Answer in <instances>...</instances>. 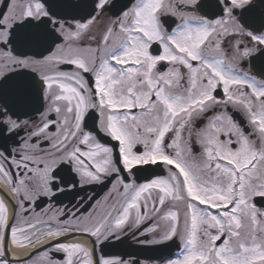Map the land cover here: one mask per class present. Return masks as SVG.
Here are the masks:
<instances>
[{"label":"snow or ice","instance_id":"obj_1","mask_svg":"<svg viewBox=\"0 0 264 264\" xmlns=\"http://www.w3.org/2000/svg\"><path fill=\"white\" fill-rule=\"evenodd\" d=\"M0 182V264H264V0H0Z\"/></svg>","mask_w":264,"mask_h":264},{"label":"flooded vegetation","instance_id":"obj_2","mask_svg":"<svg viewBox=\"0 0 264 264\" xmlns=\"http://www.w3.org/2000/svg\"><path fill=\"white\" fill-rule=\"evenodd\" d=\"M103 142V141H102ZM115 143V142H113ZM142 150V149H141ZM146 168L149 169H157L158 171L162 168V166H147ZM135 171V170H134ZM166 174V173H164ZM123 175L127 176V173H123ZM153 178L152 173L150 171H142L132 177H128V180L131 181L133 179L136 180V183H145L147 182V179ZM0 187H3L2 182H0ZM112 187L111 183L105 182L104 185H86L83 190L79 191L78 195H75L76 190L74 191V197L71 198H64L60 197V200L52 201V205L54 207L63 208L64 206L71 207L72 204L76 203V201L79 199V197H87V196H93L94 199L92 201H88L85 204V207H88L89 204H94L95 200H100ZM7 191V190H6ZM48 201L45 200L43 204L40 205V207H47ZM11 211V209H10ZM37 211H39V208H37ZM83 211V209L81 210ZM151 238L150 236L148 237ZM76 239L81 240L83 244H85L89 249H91L92 244L91 242L85 238L77 236ZM138 239H144L143 236H138ZM121 241H115L112 240L109 244V242H105L106 244H109L108 247L104 248L103 253L101 252V245L97 244V254L101 255L104 253H111L113 255H124V258H128V253H131L133 258L139 259V260H147L148 258H159L161 254H159L156 251V245H140L137 244L135 240L132 239L131 234L127 236H122ZM72 242V241H68ZM154 247V248H153ZM26 255V252H19L17 250H14L13 255Z\"/></svg>","mask_w":264,"mask_h":264},{"label":"water","instance_id":"obj_3","mask_svg":"<svg viewBox=\"0 0 264 264\" xmlns=\"http://www.w3.org/2000/svg\"><path fill=\"white\" fill-rule=\"evenodd\" d=\"M145 167H147V166H145ZM154 248V247H153ZM173 248H175V245H173L172 246V250H173ZM156 251L159 253V254H167V249H164V248H162V246H157L156 247Z\"/></svg>","mask_w":264,"mask_h":264}]
</instances>
